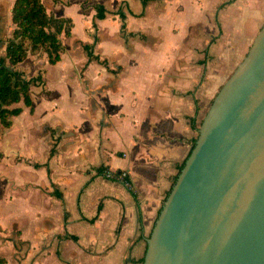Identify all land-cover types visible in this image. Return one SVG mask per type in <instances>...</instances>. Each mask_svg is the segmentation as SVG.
I'll return each mask as SVG.
<instances>
[{
	"label": "crops",
	"instance_id": "1",
	"mask_svg": "<svg viewBox=\"0 0 264 264\" xmlns=\"http://www.w3.org/2000/svg\"><path fill=\"white\" fill-rule=\"evenodd\" d=\"M15 2L0 0V58ZM43 3L73 26L58 62L29 52L14 67L40 79L32 107L0 120V264H142L193 124L248 53L264 0Z\"/></svg>",
	"mask_w": 264,
	"mask_h": 264
},
{
	"label": "water",
	"instance_id": "2",
	"mask_svg": "<svg viewBox=\"0 0 264 264\" xmlns=\"http://www.w3.org/2000/svg\"><path fill=\"white\" fill-rule=\"evenodd\" d=\"M142 264H264V25L204 117Z\"/></svg>",
	"mask_w": 264,
	"mask_h": 264
},
{
	"label": "trees",
	"instance_id": "3",
	"mask_svg": "<svg viewBox=\"0 0 264 264\" xmlns=\"http://www.w3.org/2000/svg\"><path fill=\"white\" fill-rule=\"evenodd\" d=\"M103 9L102 6H97V17L100 19L106 16ZM12 21L13 35L7 39L5 56L0 58V120L6 125L11 124L5 121L8 115H19L22 112V108L15 106L16 104L23 101L32 107L29 87L40 79L27 80L24 74L14 67L24 61L29 52H35L40 48H45L44 52L47 53L50 63L58 62L64 50L60 36L70 35L73 26L71 19L58 18L48 13L43 0H16L12 10ZM193 127L199 130L195 124ZM143 261L144 258L141 263Z\"/></svg>",
	"mask_w": 264,
	"mask_h": 264
},
{
	"label": "built area",
	"instance_id": "4",
	"mask_svg": "<svg viewBox=\"0 0 264 264\" xmlns=\"http://www.w3.org/2000/svg\"><path fill=\"white\" fill-rule=\"evenodd\" d=\"M103 175L106 178L115 179V180L122 182L126 187H128L130 189L133 188V186H132V184L128 178V172L126 170L120 171L118 173H114L111 170L106 169V170H104Z\"/></svg>",
	"mask_w": 264,
	"mask_h": 264
},
{
	"label": "rangeland",
	"instance_id": "5",
	"mask_svg": "<svg viewBox=\"0 0 264 264\" xmlns=\"http://www.w3.org/2000/svg\"><path fill=\"white\" fill-rule=\"evenodd\" d=\"M49 4V3H48ZM55 13V12H54ZM63 13V12H62ZM56 14V13H55ZM1 36L4 38V36H3V34H2V32H1ZM1 49H2V47H0V52H1ZM44 52L45 51V48H40V49H37V50H35V52ZM247 55V54H246ZM244 59V58H243Z\"/></svg>",
	"mask_w": 264,
	"mask_h": 264
}]
</instances>
